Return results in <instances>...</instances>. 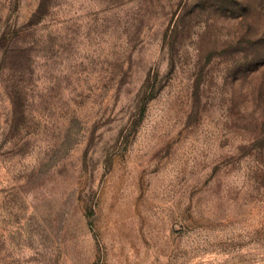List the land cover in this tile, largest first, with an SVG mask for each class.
Instances as JSON below:
<instances>
[{"label":"rangeland","instance_id":"rangeland-1","mask_svg":"<svg viewBox=\"0 0 264 264\" xmlns=\"http://www.w3.org/2000/svg\"><path fill=\"white\" fill-rule=\"evenodd\" d=\"M0 264H264V0H0Z\"/></svg>","mask_w":264,"mask_h":264}]
</instances>
